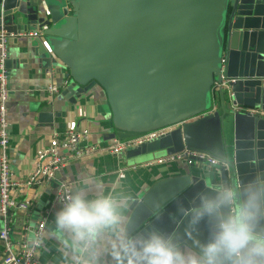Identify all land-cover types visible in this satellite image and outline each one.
Here are the masks:
<instances>
[{
    "label": "water",
    "instance_id": "water-1",
    "mask_svg": "<svg viewBox=\"0 0 264 264\" xmlns=\"http://www.w3.org/2000/svg\"><path fill=\"white\" fill-rule=\"evenodd\" d=\"M1 31L67 70L71 104L102 89L108 140L165 130L126 159L214 151L231 156L217 180L264 170V0H0ZM192 159L135 198L133 227L179 229L177 206L208 182L205 161Z\"/></svg>",
    "mask_w": 264,
    "mask_h": 264
},
{
    "label": "clouds",
    "instance_id": "clouds-1",
    "mask_svg": "<svg viewBox=\"0 0 264 264\" xmlns=\"http://www.w3.org/2000/svg\"><path fill=\"white\" fill-rule=\"evenodd\" d=\"M230 167V155L209 152L208 182L177 206L176 230L133 227L134 195L82 175L59 199L46 234L64 264H264V170L215 178Z\"/></svg>",
    "mask_w": 264,
    "mask_h": 264
},
{
    "label": "crops",
    "instance_id": "crops-1",
    "mask_svg": "<svg viewBox=\"0 0 264 264\" xmlns=\"http://www.w3.org/2000/svg\"><path fill=\"white\" fill-rule=\"evenodd\" d=\"M26 40V39H25ZM29 40L12 38L8 41L6 60L10 61L6 69L9 89L8 109V152L13 178L18 185L11 192L17 202L27 200V210L13 211L14 217L9 223V238L20 241L26 237L32 239L36 223L45 218L43 247L38 254L37 264H64L58 242L47 236L46 224L58 208L54 202L55 182L42 185H28L27 179L34 172V156L37 150L48 145L54 135L60 136L68 130L88 131L87 140L100 147L110 146L124 140L128 135H119L108 140L112 130L110 112L102 89L95 86L91 91L71 104L63 95L62 87L67 70L52 66L47 68L42 59L28 47ZM55 84L59 93L51 95L48 86ZM216 89L214 99L216 100ZM41 113L50 115V119H40ZM162 157H151L139 161L128 160L119 155L100 152L90 157L69 162L56 174V180L67 181L71 188L82 175L103 180L108 185L117 184L124 191L132 193L134 198L144 193L159 180L178 175L189 167L184 162L157 163ZM200 165H195L198 170ZM130 215V211L128 213ZM4 226L0 223V231ZM28 230V231H27ZM4 257V244L0 240V263Z\"/></svg>",
    "mask_w": 264,
    "mask_h": 264
},
{
    "label": "built area",
    "instance_id": "built-area-1",
    "mask_svg": "<svg viewBox=\"0 0 264 264\" xmlns=\"http://www.w3.org/2000/svg\"><path fill=\"white\" fill-rule=\"evenodd\" d=\"M37 32H27L24 34L27 38H36ZM11 36L5 32H0V216L4 226L0 231V240L4 244L3 264H37L38 254L43 247L45 218H41L32 231V239L28 241L23 238L14 242L9 238V223L7 219L15 209L27 210L29 202L27 200L17 202L11 197V192L18 185L13 178L8 152L9 133H8V109L7 101L9 95L7 73L4 68V61L7 56L8 41ZM224 60L222 59V64ZM68 81H65L62 87L66 88ZM48 93L55 95L59 93V88L55 84L48 86ZM167 129L166 131H168ZM165 132H151L128 136L124 140L114 142L110 146L100 147L90 143L88 131L68 130L60 136L54 135L51 141L42 149L36 151L34 156V172L27 179L28 185H42L44 183L55 182L54 202L59 205V199L65 195L71 186L67 181L56 180V174L60 172L71 161H77L85 157H90L100 152H107L113 155L124 153L129 148L149 142ZM192 158L208 163L209 156L200 152L183 151L182 153L164 156L157 160V163L184 162L187 165L194 163ZM203 165V163L198 162ZM208 165V164H207ZM28 231V230H27Z\"/></svg>",
    "mask_w": 264,
    "mask_h": 264
},
{
    "label": "rangeland",
    "instance_id": "rangeland-1",
    "mask_svg": "<svg viewBox=\"0 0 264 264\" xmlns=\"http://www.w3.org/2000/svg\"><path fill=\"white\" fill-rule=\"evenodd\" d=\"M161 155H162V154H159V156H158V157H162V158H163L164 156H161ZM206 164H208V163H206Z\"/></svg>",
    "mask_w": 264,
    "mask_h": 264
}]
</instances>
